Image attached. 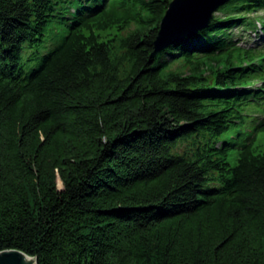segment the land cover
Wrapping results in <instances>:
<instances>
[{"label":"trees","instance_id":"trees-1","mask_svg":"<svg viewBox=\"0 0 264 264\" xmlns=\"http://www.w3.org/2000/svg\"><path fill=\"white\" fill-rule=\"evenodd\" d=\"M171 1L0 0V251L264 264V149L231 165L222 139L264 114V43H241L264 0L153 55Z\"/></svg>","mask_w":264,"mask_h":264},{"label":"water","instance_id":"water-1","mask_svg":"<svg viewBox=\"0 0 264 264\" xmlns=\"http://www.w3.org/2000/svg\"><path fill=\"white\" fill-rule=\"evenodd\" d=\"M227 1L229 0H215L210 6L205 7L201 0H172L161 21L153 55L174 41L190 37L207 28L215 12ZM189 17V25H179L182 21L186 22ZM0 264H37V259L23 251L8 249L0 251Z\"/></svg>","mask_w":264,"mask_h":264},{"label":"rangeland","instance_id":"rangeland-1","mask_svg":"<svg viewBox=\"0 0 264 264\" xmlns=\"http://www.w3.org/2000/svg\"><path fill=\"white\" fill-rule=\"evenodd\" d=\"M217 13V12H215ZM251 18H257L260 21L261 18H264V10H261L257 13H254L252 15H248ZM258 26L261 25L258 23ZM234 34L238 38L243 37L242 43L244 45L249 44L248 39L255 38L254 34L247 33L249 31H242L240 28H234L233 29ZM244 32V34H242ZM262 34V32H259ZM242 34V35H241ZM241 35V36H240ZM60 39V35L53 34L52 32L48 33V40L45 43L44 47L41 49L40 55H43L44 53L48 52L51 48L54 47L58 43ZM251 43H253L255 40H250ZM252 44H250L251 46ZM26 51L23 53V60L25 69L27 71L30 70V68L34 67L37 64L36 62H29L26 61ZM260 86V84H257ZM264 122V121H263ZM261 121L254 119L253 116H248L243 122L236 124L235 126L231 127L229 130H227L226 133L223 134L222 139L231 141L235 143V146L231 147L228 154V161L231 165H235L237 163L238 159V152L241 147L244 145L250 144L255 151L263 150L264 149V124H260ZM260 124V125H259ZM59 186H62L60 180H59Z\"/></svg>","mask_w":264,"mask_h":264},{"label":"bare ground","instance_id":"bare-ground-1","mask_svg":"<svg viewBox=\"0 0 264 264\" xmlns=\"http://www.w3.org/2000/svg\"><path fill=\"white\" fill-rule=\"evenodd\" d=\"M215 0H201V2H202V5L203 6H205V7H208V6H210L213 2H214ZM189 19H190V17L189 18H187V20H186V22L185 21H182V22H180L179 23V25L181 24V25H189ZM181 28V27H180ZM182 29V28H181ZM183 30V29H182ZM187 37H189V36H187Z\"/></svg>","mask_w":264,"mask_h":264}]
</instances>
